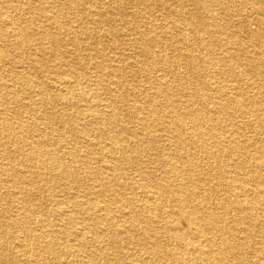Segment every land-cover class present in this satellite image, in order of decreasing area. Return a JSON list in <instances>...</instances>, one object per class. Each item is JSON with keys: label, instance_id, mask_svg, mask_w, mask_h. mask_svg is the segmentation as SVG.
<instances>
[{"label": "bare ground", "instance_id": "1", "mask_svg": "<svg viewBox=\"0 0 264 264\" xmlns=\"http://www.w3.org/2000/svg\"><path fill=\"white\" fill-rule=\"evenodd\" d=\"M0 264H264V0H0Z\"/></svg>", "mask_w": 264, "mask_h": 264}, {"label": "rangeland", "instance_id": "2", "mask_svg": "<svg viewBox=\"0 0 264 264\" xmlns=\"http://www.w3.org/2000/svg\"><path fill=\"white\" fill-rule=\"evenodd\" d=\"M205 0H188V3H189V5L191 6L192 4H194V3H196L197 5H199V4H203V2H204ZM194 7V6H193ZM190 8H192V7H190ZM234 7H232V10H235V8L233 9ZM220 12H222V11H219L218 9H217V13H220ZM223 13V12H222ZM223 15V14H222ZM222 15H220V16H222ZM246 17V16H245ZM244 17V18H245ZM252 28H255V26H253ZM233 41H235V39H232ZM235 43H241V42H239V41H236ZM50 44L48 43H45V46H49ZM196 46V47H195ZM194 47H195V49L196 50H201V51H203L204 50V48L203 47H201V46H199V45H195ZM199 46V47H198ZM246 46H251L250 44H246ZM101 48V47H100ZM113 50L112 49H108V50H105L104 51V53L105 54H107L108 56H111V57H113ZM239 54H241L240 52H239ZM113 59L115 60V58L113 57ZM242 60H244V58L242 59ZM115 64V63H114ZM116 65V64H115ZM211 67V66H210ZM10 68H11V66H10ZM9 68V66L8 67H5V68H3V71H4V74H5V70H9L10 69ZM207 69H208V66H207ZM209 70V69H208ZM46 76H48V74H45ZM203 73L201 72V74H200V79H202V78H204L203 77ZM181 76H183V75H181ZM49 79H50V74H49ZM221 79H223L221 76H216V77H214V79H212L211 81H212V83H216V82H218L220 85H223V84H225V83H227V85L230 87L229 88V90L230 91H227V99L228 100H235V101H238V100H247L248 98L249 99H253L254 97H259V96H257V92H256V90H252V89H249L248 88V86H247V82L245 81V82H242V83H240V84H238V83H236V82H234L233 80H225V78H224V80H221ZM132 84V83H131ZM189 85V84H188ZM192 89H190L189 90V92H186L187 94H189V95H191V98H181V101L182 102H187V100H190V102H194V103H197V105H199L198 103L200 102V100H201V98H202V94L203 95H209V94H211V93H214V91H213V88L212 87H209V88H207V89H201V90H197L195 87H192L191 85H189ZM214 87H216V85L214 86ZM232 87H233V89H232ZM238 87H242V89H243V92H245V94L243 93L242 95L240 94V91L238 90ZM18 92L19 93H21V96H23L24 94H22V90H18ZM235 93V94H234ZM237 94V95H236ZM239 94V95H238ZM231 97V98H230ZM176 98H177V95H176ZM209 109H212V106L210 105L209 106ZM18 111V113L20 114H18V116H20V118L22 119V120H25V119H28V114H27V111L26 110H24V109H20V110H17ZM57 134H59V135H61V140L60 141H66V136H68V135H66L65 136V133H64V130L62 129V128H60V132H59V130H58V132H57ZM59 142H56V141H54L53 142V145L54 146H52V147H57L56 146V144H58ZM65 151H66V149H65ZM130 174V173H129ZM44 193L45 194H48L49 192H46V191H44ZM170 208H174V206H170ZM62 216H57V215H54V216H51V223H52V225H54V228H56V231H57V234H59L61 237H63L64 238V230L62 231V229H64L63 228V225H64V222H63V220H62ZM6 236H3V238H5Z\"/></svg>", "mask_w": 264, "mask_h": 264}]
</instances>
